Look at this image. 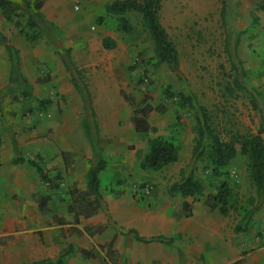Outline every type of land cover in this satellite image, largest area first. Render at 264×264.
<instances>
[{
    "label": "crops",
    "instance_id": "obj_1",
    "mask_svg": "<svg viewBox=\"0 0 264 264\" xmlns=\"http://www.w3.org/2000/svg\"><path fill=\"white\" fill-rule=\"evenodd\" d=\"M42 1L44 17L48 4ZM74 1H84V6L104 8L103 12L108 15L107 6L117 0ZM67 5L68 0L58 3L60 17L70 16ZM47 19L53 22L55 16ZM10 25L14 27L0 11V35L19 52L20 57V63L12 65L6 47L0 43V264H264V203L258 205L256 189L238 213L233 211L227 217L208 206L211 192L201 200L171 196L169 191H157L145 201L133 196L131 183L156 173L141 169L149 150V139L159 137L180 148V160L164 168L175 165L172 170L176 177V173L180 174L194 161L197 130H159L151 122L155 113L149 116V122L158 129L157 133L137 132L133 122V130H116L120 115L115 104L118 100L117 79L102 82L99 99L106 106L96 110L100 126H95V130H91L86 115L85 104L91 102L86 100L87 97L90 99L88 87L84 89L87 97L83 95L82 100L81 95L84 112L81 122H74L79 111L73 109L68 114L73 122L64 130L14 128L5 112L12 94L8 87L11 83L17 86L19 79L17 71L21 69V53L20 47L11 43L6 34ZM17 30L21 37L20 30ZM106 39L115 44V48L108 51L120 47L117 36L110 34L102 44ZM66 67L73 88L59 70L61 86L77 102L80 89L73 81L68 65ZM77 71L75 76L79 80ZM28 85L29 89L24 87L22 95L29 98L31 84ZM91 112L96 116L94 110ZM134 116L135 111L131 121ZM176 121L179 123L177 118ZM87 125L89 133L85 128ZM259 131L250 132L258 134ZM262 138L264 140V133ZM99 158L105 164L99 173L104 208L87 218L83 213L91 212L75 204L71 194L73 191L87 192L90 170ZM41 172L48 176L49 182L43 180ZM197 172L203 175L201 170ZM208 177L202 179L205 181ZM232 179L234 177L230 175ZM222 181L218 179L215 185L220 188ZM202 183L207 192L205 182ZM43 198L47 200L44 210L40 207ZM250 200L255 201V206ZM184 203L189 204L190 211L184 209ZM247 215H250L248 222ZM237 226L241 231L236 232ZM99 228L106 229L99 233ZM132 230L143 239L160 238L161 241L138 242L133 234H129Z\"/></svg>",
    "mask_w": 264,
    "mask_h": 264
},
{
    "label": "rangeland",
    "instance_id": "obj_2",
    "mask_svg": "<svg viewBox=\"0 0 264 264\" xmlns=\"http://www.w3.org/2000/svg\"><path fill=\"white\" fill-rule=\"evenodd\" d=\"M44 2L48 5L44 9V21L40 22L44 37L39 42L25 43L12 25L6 30L9 41L19 46L21 53L19 79L17 86L11 83L8 87L12 94L5 112L14 128L64 130L73 122L68 118L73 109L79 111L74 122H81L83 95L87 97L85 87L90 93V99H85L91 101V110L96 114V110L106 106L99 99V91L103 89L102 82L108 79L118 81L115 104L120 115L116 130H133V112L143 107L146 96L153 105L162 103V90L167 86L177 93L192 96L196 105L213 112L222 139L228 140L230 133L248 135L251 130L264 126V13L256 9L252 0H228L225 19L220 14L222 0H165L161 23L178 50L180 76L166 64L154 60L153 43L138 14L129 15L133 31L125 34L118 30L117 17L106 15L104 8L68 0L66 9L70 16L67 18L59 15L60 0ZM26 15L28 17V13ZM54 16L53 22L47 19ZM110 34L117 36L120 44L112 51L102 44ZM67 50L80 73L77 102L61 86L60 71H63L69 87L73 88L66 67ZM24 79L31 84L29 98L22 95ZM236 83L241 84V88ZM228 88L234 92L230 93ZM169 104L170 113L152 115L151 122L159 130H197L196 111L183 112L178 123L174 106ZM91 110L86 115L91 130H95V126H100V119L97 114L92 116ZM237 149V159L222 178L212 173L211 164L205 158L197 163L191 161L185 169L194 170L199 180L205 182L207 192L200 200L209 192L210 196H215L213 193L220 189L215 185L218 179L227 182L234 192L238 213L255 187L247 176V159L241 155L239 146ZM173 167L150 172L153 176L145 180H136L131 183L130 192L140 183L153 184L154 195L157 191L168 192L181 178L178 173L174 176ZM198 170L203 175H199ZM208 175L210 177L204 181L202 178ZM230 175L234 180H230ZM234 217L238 219L236 214Z\"/></svg>",
    "mask_w": 264,
    "mask_h": 264
},
{
    "label": "trees",
    "instance_id": "obj_3",
    "mask_svg": "<svg viewBox=\"0 0 264 264\" xmlns=\"http://www.w3.org/2000/svg\"><path fill=\"white\" fill-rule=\"evenodd\" d=\"M256 9L264 13V0H252ZM165 0H117L106 8V13L115 16L118 19V30L123 33H131L133 25L129 15L136 13L143 19L144 27L153 43V58L159 64H166L174 73L180 76L179 53L168 35L167 31L161 23V12L163 10ZM44 3L42 0H0V11L3 17L17 29L27 43L36 44L44 37V31L40 22L44 21L42 14ZM228 0H222L221 17L226 18L228 12ZM28 13V17L27 14ZM27 17V18H26ZM102 19L100 20V22ZM0 43H2L8 51L12 65L20 63L19 52L11 45L8 40L0 35ZM103 46L107 50L115 48L112 40L106 39ZM228 46V42H226ZM68 69L72 72L73 81L77 84L75 72L76 65L72 61L70 51L67 54ZM26 90L29 85L24 79ZM236 86L241 88V84ZM233 93L232 88H228ZM26 92V91H25ZM86 94L88 91L86 89ZM163 101L158 105H153L151 98L146 96L143 107L135 110V116L132 120L135 130L140 133H157L158 129L151 126L149 116L152 113L165 114L169 111V106H174L173 112L177 116V120L181 121L183 112L196 111L197 134L194 145L193 160L197 163L204 158L210 162L212 173L221 178L224 171L229 168L237 159L240 147L241 155L247 159V176L256 189V197L258 205L264 203V126L260 128L258 134L241 135L239 133L228 134V140L222 139L217 131L214 122V114L208 108L195 104L192 96L183 93H177L170 86L164 87L162 90ZM86 109H90V103L86 102ZM89 133V126H85ZM97 130V129H96ZM207 143V144H206ZM149 150L145 155L141 169L146 172H160L164 168L177 163L180 160V148L174 143L161 139L159 137L149 139ZM104 162L98 159L96 166H93L89 173L88 189L86 193L78 191L72 192V198L75 204H79L80 208L84 206L91 213H83L87 218L95 216L99 210H103L104 204L100 194L99 173L104 169ZM44 181L49 182L48 176L41 172ZM180 180L169 188L171 196L181 195L184 199H197L204 196L205 187L201 180L196 177L195 171L182 169L180 171ZM93 198V199H92ZM46 199L40 200V207L45 209ZM250 204L255 206V201L250 200ZM208 206L212 210H217L222 216L227 217L233 211H237V201L232 188L227 182H223L215 196L207 199ZM186 211H190L187 203L183 204ZM92 210V211H91ZM249 221L250 215L246 216ZM106 228H99L97 231L102 233ZM241 231V227H236V232ZM129 234H133L138 242L150 243L161 241L160 238H152L146 240L141 238L134 230ZM111 249V247H110ZM33 264H52L50 262H38ZM59 264V262H58ZM234 264H242L237 262Z\"/></svg>",
    "mask_w": 264,
    "mask_h": 264
},
{
    "label": "built area",
    "instance_id": "obj_4",
    "mask_svg": "<svg viewBox=\"0 0 264 264\" xmlns=\"http://www.w3.org/2000/svg\"><path fill=\"white\" fill-rule=\"evenodd\" d=\"M155 193V186L151 183L136 184L132 188V194L138 200L151 199Z\"/></svg>",
    "mask_w": 264,
    "mask_h": 264
}]
</instances>
